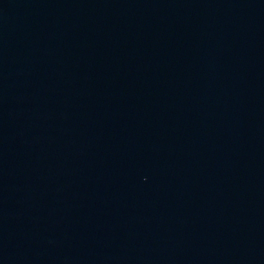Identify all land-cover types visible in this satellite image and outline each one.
Returning a JSON list of instances; mask_svg holds the SVG:
<instances>
[{
  "label": "water",
  "instance_id": "water-1",
  "mask_svg": "<svg viewBox=\"0 0 264 264\" xmlns=\"http://www.w3.org/2000/svg\"><path fill=\"white\" fill-rule=\"evenodd\" d=\"M0 264H264V0H0Z\"/></svg>",
  "mask_w": 264,
  "mask_h": 264
}]
</instances>
